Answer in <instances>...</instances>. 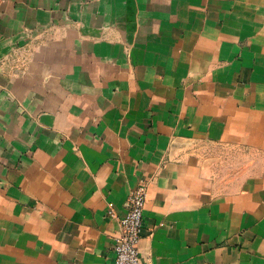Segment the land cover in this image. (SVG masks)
<instances>
[{
  "label": "crops",
  "instance_id": "obj_1",
  "mask_svg": "<svg viewBox=\"0 0 264 264\" xmlns=\"http://www.w3.org/2000/svg\"><path fill=\"white\" fill-rule=\"evenodd\" d=\"M141 183L142 264H264V0L0 5V264H116Z\"/></svg>",
  "mask_w": 264,
  "mask_h": 264
},
{
  "label": "built area",
  "instance_id": "obj_2",
  "mask_svg": "<svg viewBox=\"0 0 264 264\" xmlns=\"http://www.w3.org/2000/svg\"><path fill=\"white\" fill-rule=\"evenodd\" d=\"M3 1L0 0V3ZM147 195V185L141 183L128 197L127 212L120 219V232L115 239L116 264H142L140 243ZM110 215H113L112 210Z\"/></svg>",
  "mask_w": 264,
  "mask_h": 264
},
{
  "label": "rangeland",
  "instance_id": "obj_3",
  "mask_svg": "<svg viewBox=\"0 0 264 264\" xmlns=\"http://www.w3.org/2000/svg\"><path fill=\"white\" fill-rule=\"evenodd\" d=\"M6 1H8V0L3 1L2 3H0V5H2V4L5 3Z\"/></svg>",
  "mask_w": 264,
  "mask_h": 264
}]
</instances>
